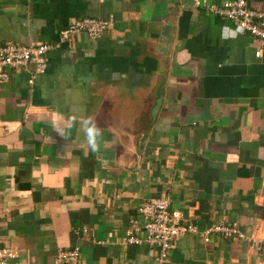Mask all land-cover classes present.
<instances>
[{
	"label": "crops",
	"instance_id": "1",
	"mask_svg": "<svg viewBox=\"0 0 264 264\" xmlns=\"http://www.w3.org/2000/svg\"><path fill=\"white\" fill-rule=\"evenodd\" d=\"M107 15L99 39L58 43L71 22ZM223 27L191 0H0V45H54L42 74L10 71L0 87L8 264H52L73 247V264H154V249L123 237L136 207L162 196L185 223L242 235L181 237L165 264H264V51Z\"/></svg>",
	"mask_w": 264,
	"mask_h": 264
},
{
	"label": "built area",
	"instance_id": "2",
	"mask_svg": "<svg viewBox=\"0 0 264 264\" xmlns=\"http://www.w3.org/2000/svg\"><path fill=\"white\" fill-rule=\"evenodd\" d=\"M191 1L195 7H203L210 16L229 22L230 28H222L228 38L245 35L256 40L258 49L254 52V57L261 56L264 51V11L250 8L245 0H222L218 5L202 4L199 0ZM112 22V15H107L104 19L80 18L59 31L58 43L68 47L79 34L95 41ZM53 49L54 45L45 43L36 46L10 43L0 45V87L8 83L10 71L27 70L31 67V78L42 74L45 70V58ZM138 218L142 219L141 225ZM136 227L142 231L141 237L135 235ZM184 236L196 237L204 244L209 243L214 236L224 239L242 238L234 223L220 221L204 229L185 223L180 212L169 210V199L162 196L148 199L136 207L134 215L128 220V228L124 231L123 244H145L156 252L154 264H165L177 241ZM251 244L256 250L259 249V243L252 241ZM14 257V252L0 247V264H8ZM77 259L78 248L73 247L59 251L52 264H73Z\"/></svg>",
	"mask_w": 264,
	"mask_h": 264
},
{
	"label": "clouds",
	"instance_id": "3",
	"mask_svg": "<svg viewBox=\"0 0 264 264\" xmlns=\"http://www.w3.org/2000/svg\"><path fill=\"white\" fill-rule=\"evenodd\" d=\"M83 129L87 136L88 145L95 150L97 148V138L100 136V130L94 121L88 119L83 121Z\"/></svg>",
	"mask_w": 264,
	"mask_h": 264
},
{
	"label": "water",
	"instance_id": "4",
	"mask_svg": "<svg viewBox=\"0 0 264 264\" xmlns=\"http://www.w3.org/2000/svg\"><path fill=\"white\" fill-rule=\"evenodd\" d=\"M154 95V94H153ZM159 104V100L156 101V106L153 108L151 115L154 116V113L157 111V105Z\"/></svg>",
	"mask_w": 264,
	"mask_h": 264
}]
</instances>
